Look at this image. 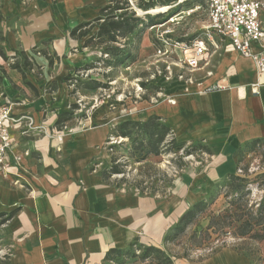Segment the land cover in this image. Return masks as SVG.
<instances>
[{
    "label": "crops",
    "instance_id": "0c3cea01",
    "mask_svg": "<svg viewBox=\"0 0 264 264\" xmlns=\"http://www.w3.org/2000/svg\"><path fill=\"white\" fill-rule=\"evenodd\" d=\"M106 3L0 0L4 54L15 57L19 49L29 54L39 71V78L29 73L23 77L12 68L10 59L5 62L0 55V104L8 101L14 114L32 116L39 131L25 137L12 131L16 152L28 151V156L18 165L11 163L7 176L0 174V180L30 189L27 196L20 190L0 187V214L14 208L25 224L23 241L18 236L12 241L10 264H102L110 249H123L134 239L140 241L149 228L146 221L136 222L134 211H126L124 201L113 194L102 204L97 200L102 191L101 175L110 161L99 175L101 182L89 165L96 157L91 147L103 137L104 129L98 128L81 141L78 135H61L63 143H59L60 134L53 132L58 116L66 113L71 103L67 102L71 87L65 77L83 59L78 51L80 39L74 40L70 32L90 22ZM261 22L264 28V12ZM193 76L197 80L189 84H162L161 95L173 104L160 101L152 110L178 143L198 142L210 149L211 174L220 179L236 172L234 153L240 146L264 139V85L253 91L252 85L259 78L255 64L227 51L223 42ZM24 80L36 96L17 97L29 95ZM52 84L53 90L48 91ZM50 132L54 134L51 146ZM70 141L76 142L72 149H60ZM35 154L40 165H35ZM222 250L197 261L173 259V264H249L243 254Z\"/></svg>",
    "mask_w": 264,
    "mask_h": 264
},
{
    "label": "rangeland",
    "instance_id": "374dc122",
    "mask_svg": "<svg viewBox=\"0 0 264 264\" xmlns=\"http://www.w3.org/2000/svg\"><path fill=\"white\" fill-rule=\"evenodd\" d=\"M105 1L108 2L109 0ZM127 1L135 12V17L140 18L143 25H139L132 34L118 40L114 44L98 38H92L85 45L86 40L96 34V26L90 30L87 37L79 40L81 45H79L78 51L83 55V59L79 62L78 67L70 69L66 75L67 77H65L66 84L70 87L73 86L69 88L72 92L68 91L70 99H67V102L71 100L70 105L67 106L68 111L66 113L68 115L63 118L64 121L59 126L56 125L55 127L57 131H63L59 135V143H63L62 137L64 136L78 135L81 141V139H85L87 135L94 133L98 128L102 127L104 129L105 133L103 137L91 147L96 157L89 165V170L91 169V173L98 176L99 181L101 171L108 166L110 161V155L106 149L109 144L116 141V138L112 137L115 126L127 120L143 122L150 116H156L155 111L152 110L154 105L152 101H158L155 95L156 91L151 85L148 86V84L153 82L159 74H164V71L167 69L174 75L185 72L184 78L188 77L190 74L181 65L179 52L171 47L175 46L174 44L177 42L189 41L196 38L207 25L206 10L204 9L202 0H184L169 6H162L157 4L158 0H154L155 6L148 11L138 8L141 0ZM142 1L144 4H148L149 1L151 2V0ZM165 7H168V9L162 12ZM99 10L95 15L96 18L98 17ZM122 12L116 11L114 14L118 15ZM95 17L90 22H93L96 19ZM173 19H175L174 22H172ZM151 20L152 23H149ZM86 29L88 28L83 29V31ZM78 33H76L74 40L77 39ZM3 42L4 37L0 31V52L5 62L10 59L11 66L17 62L21 63V56L19 55L21 51L17 49L15 50V57H7L4 54L5 48L1 45ZM163 42L168 45L164 46L167 54L164 56L157 55V49L162 50L160 44ZM105 54L108 56L107 58H104ZM25 55L29 56V54ZM28 60L30 69L25 71V73L39 78V71L33 62L30 59ZM0 73H2L1 69ZM193 74L190 76V79L195 81L197 80V76H193ZM101 77H104L107 84L106 88H86L87 85L92 83L91 80L93 78L101 79ZM109 83L110 85L108 86ZM142 83L145 84V93L143 97L141 96L140 100H137L135 91L139 88V84L142 87ZM23 85L28 87L29 95L23 96L22 94L17 97L36 96V92L30 88L25 80ZM47 90L52 91L53 84L49 85ZM95 99L98 100L96 101L97 103H95ZM63 125L65 129H63ZM171 134L173 135L172 132ZM47 136L51 146L54 134L50 132ZM120 141L122 140L120 139ZM73 143L76 142L70 141L63 145V149L60 146V149H72ZM197 143L184 145L190 150ZM262 154V146L247 149L239 161V167L242 170H248L249 173H260L259 167L263 159ZM99 155L106 157L107 160L102 161L98 157ZM33 157L36 160L35 165H40L37 154L33 155ZM209 157V155L199 151L194 155H188L184 159L186 163L180 171L175 170V166L169 162L171 156L168 155L150 157L144 163L132 164L130 171L127 169L130 172L129 180L134 179L135 182L144 181V184L148 183L146 173L148 167L164 171L169 176L171 175L173 177L172 183L166 187V191L163 194L140 193L125 186L116 187L114 179L110 180L109 185L103 182L99 183L102 191L97 200L101 204L105 198L113 194V196L124 201L123 206H125L126 211L127 209L134 211L137 218L136 222H148V230L143 234V238L140 239L139 243L133 246L135 256L127 259L124 264H150L149 261L141 259L142 248L140 245L145 247L153 246L164 250L163 238L168 229L176 223L182 213L197 201L202 200L207 195L211 186L221 179L213 178L210 168L212 162ZM253 177L254 175L250 179ZM0 187L10 191L20 190L27 196L30 194L28 187L16 182L12 183L0 180ZM251 189V199H259L262 192L258 191L257 185H252ZM222 206L223 201L219 199L209 210L216 213L222 209ZM13 209L8 210L6 216L0 218V264H10L13 254L12 241L17 236L23 241L25 233V224L19 220L18 216L15 215L9 221H4ZM204 223V220H200L188 232L199 231L204 226ZM222 239L226 240L222 251L231 250L238 254H247L246 258L249 264H264V242L236 240L232 239L231 236H223ZM209 249L192 254L190 259L197 261L200 258L206 257L208 252H210ZM214 249L215 247L212 250ZM102 264L107 263L103 262Z\"/></svg>",
    "mask_w": 264,
    "mask_h": 264
},
{
    "label": "trees",
    "instance_id": "16d2710c",
    "mask_svg": "<svg viewBox=\"0 0 264 264\" xmlns=\"http://www.w3.org/2000/svg\"><path fill=\"white\" fill-rule=\"evenodd\" d=\"M174 3H179V0H158L157 2L162 6H169ZM154 6V0L149 1L148 4H144L141 0L138 4V8L143 11H148ZM116 11L123 12L115 15L114 12ZM149 23H152V20ZM139 25H143V23L140 18L135 17V12L127 0H109L100 9L98 17L93 22L83 23L75 27L71 30L70 37L76 38V33L79 32L77 38H85L89 35L90 30L96 26V34L88 38L85 45L92 38L114 44L132 34ZM85 28L88 29L83 31ZM0 55L2 56L1 52ZM19 55L21 56V63H14L12 68L25 77V71L30 69V63L23 52ZM49 65H51L50 60ZM91 81L92 83L86 86L87 89L107 87L104 77L101 79L93 78ZM141 85L145 88V84L142 83ZM149 85L151 84L149 83ZM152 88L155 91L157 89L153 86ZM67 115L68 113L59 115L56 125L59 126ZM112 137L116 138V141L109 144L106 149L110 155V165L102 172V181L108 183L114 179L116 187L125 186L140 193L163 194L166 187L171 185L173 177L164 171L148 167L146 170L148 183L144 184V181L135 182L134 179L129 180L132 164L144 163L150 157L168 155L171 156L169 162L175 166V170L180 171L186 163L184 160L186 156L194 155L198 151L211 155L210 149L202 144H197L188 150L184 144L178 143L171 134V130L157 116H150L143 122L132 120L121 122L113 129ZM256 146L263 147V159L259 167L261 172L258 174L249 173L248 170H242L239 167V161L245 151ZM234 157L236 172L227 174L214 183L202 200L197 201L182 213L176 223L164 235V250L140 245L142 260L149 261L150 264H173V259H190L192 254L209 248L208 255L210 256L225 247L226 240L222 239L223 236H231L232 239L236 240L264 242V139L244 143L234 153ZM253 175L254 177L250 179ZM252 185H257L258 191L262 192L259 199H251ZM219 199L223 201L222 209L216 213L210 211V207ZM15 213L16 211L10 213L4 221H9ZM4 216L6 215L0 214V218ZM200 220L205 221L204 226L199 231L189 233V229ZM138 243L139 240L134 239L123 249H110L103 262L124 264L127 259L135 256L133 246ZM214 247L215 249L212 250ZM243 255L247 257V254Z\"/></svg>",
    "mask_w": 264,
    "mask_h": 264
},
{
    "label": "built area",
    "instance_id": "2783aa9c",
    "mask_svg": "<svg viewBox=\"0 0 264 264\" xmlns=\"http://www.w3.org/2000/svg\"><path fill=\"white\" fill-rule=\"evenodd\" d=\"M202 1L207 18V25L203 32L192 40L177 42L174 44L175 46L171 47L179 52L181 65L190 75L184 78L185 72L174 75L167 69L164 74H159L155 79L152 78L154 80L150 84L157 88L155 95L158 100L152 101L153 104L160 101L173 104L170 99H167V96L161 95L162 84L166 85L167 82L192 83L193 79H190V76L200 70L202 65L207 64L209 57L219 48V42L225 43L227 51L237 52L240 56L253 61L259 77L256 84L252 85L253 91L256 92L258 86L264 85V28L261 22L264 0ZM164 46L168 45L164 42L160 44L162 50L157 49V55L164 56L167 54ZM107 57L105 54L104 58ZM144 93V88L140 87L139 84V88L135 91L136 99L140 100ZM94 101L97 103L98 100L95 99ZM113 106L115 105L113 104ZM11 107L12 104L8 101L5 104H0V174L3 177L9 173L11 163L18 165L23 156H28V151L16 152V143L12 131H17L18 135L22 137L29 134H39L32 116L14 114ZM63 129H65L64 125ZM53 132L59 135L63 131L53 129Z\"/></svg>",
    "mask_w": 264,
    "mask_h": 264
},
{
    "label": "bare ground",
    "instance_id": "6f19581e",
    "mask_svg": "<svg viewBox=\"0 0 264 264\" xmlns=\"http://www.w3.org/2000/svg\"><path fill=\"white\" fill-rule=\"evenodd\" d=\"M167 9H168V7H165V8H163V10H162V9H161V10H162V12H165ZM141 14H142V13H141ZM148 15H149V14H148ZM174 20H175V19H173L172 22H174Z\"/></svg>",
    "mask_w": 264,
    "mask_h": 264
}]
</instances>
